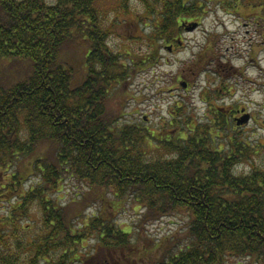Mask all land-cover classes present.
<instances>
[{"label": "trees", "instance_id": "trees-1", "mask_svg": "<svg viewBox=\"0 0 264 264\" xmlns=\"http://www.w3.org/2000/svg\"><path fill=\"white\" fill-rule=\"evenodd\" d=\"M97 1L0 0V63L12 57L32 66L29 76L0 83V202H11L0 215V264H92L81 253L90 236L108 264L145 263L148 252H137L131 231L104 211H84L90 198L113 206L130 197L147 220L190 216L189 241L154 264H226L229 256L264 263V170L238 166L248 145L218 140L223 121L187 120L188 129L160 138L162 153L151 151L148 127L122 120V96L112 101L134 68L157 62L158 41L172 42L180 16L198 7L140 1L154 36L131 57L111 47L114 26ZM121 2L131 11L130 0ZM73 52L82 53L79 67ZM72 179L92 192L62 202L54 194Z\"/></svg>", "mask_w": 264, "mask_h": 264}, {"label": "rangeland", "instance_id": "rangeland-1", "mask_svg": "<svg viewBox=\"0 0 264 264\" xmlns=\"http://www.w3.org/2000/svg\"><path fill=\"white\" fill-rule=\"evenodd\" d=\"M140 1L142 0H130L131 11L122 8L125 4L121 0L97 1L98 7L107 15L106 21L114 26L109 39L111 47L124 54L132 53L131 57L135 53H145L149 47L148 38L154 36V18L144 11V5ZM263 4L264 0H191L189 8H198L193 15L180 16L179 27L173 33L171 43L158 41L157 62L143 68H134L124 90L119 88L113 92L115 96L112 101H118V97L122 96L121 101H118L125 107L122 120L142 124L154 135L151 151L162 153V147L157 148L160 138L175 135L177 130L182 131L187 120L193 119L199 122L198 125L206 126V113L209 110L207 103L202 100L203 93L223 88L226 91L223 97L227 102L242 103L252 118L247 126L239 129L225 123L222 127L223 136L218 140L225 142L229 136H235L237 140L244 141L248 147L245 159L238 164L240 170L249 172L252 167L264 170V23L262 51H258L261 40L254 22L259 18L240 15L242 12L261 9L264 15ZM237 5L242 12L236 9ZM184 16L192 20L191 23H200L195 29L185 31L180 25ZM247 22L251 24L245 26ZM180 39L183 44H180ZM220 51L224 55L221 62H231L239 71L225 70L224 66L214 65L208 60L212 52ZM81 54L73 52L71 56L78 67L82 61ZM184 67L189 69L193 78L190 91H186L179 81ZM31 69L30 62L25 59L5 57L0 63V83L6 85L10 79L29 76ZM36 177L35 174L29 176L25 186L28 188ZM89 192L92 191L87 186L72 179L66 182L59 194L54 195L60 196L62 202H65L75 198L76 194L79 199H85ZM110 196L113 197V194ZM114 200L113 206H109L101 198H90L85 202L84 211L87 214L104 211L105 215L110 216L122 228L131 231L133 241L137 244V252H148L145 254L147 261L141 264H154L164 254H169L170 250L183 248L189 241L188 212L179 210L169 216L147 220V210L136 197H130L121 203ZM10 203L0 202V215L7 213ZM83 246L81 253L88 259L92 257V264H98L99 260V264H102L101 260L108 264L95 237H88ZM226 264L264 263L254 256H229Z\"/></svg>", "mask_w": 264, "mask_h": 264}, {"label": "flooded vegetation", "instance_id": "flooded-vegetation-1", "mask_svg": "<svg viewBox=\"0 0 264 264\" xmlns=\"http://www.w3.org/2000/svg\"><path fill=\"white\" fill-rule=\"evenodd\" d=\"M239 7H237V10ZM262 8V7H261ZM242 12V11H241ZM255 11H247L245 13H241L242 14H246L245 16H248L249 18L251 17V15L254 16V18H259L257 21L254 22L255 25V30L258 32V36H259V40L260 43L258 44L259 48L258 51H262V23H264L262 21V9L258 11L257 15L256 12L253 13ZM188 17L184 16L182 18L181 21V27L185 30V31H191L193 29H195L197 27V25L200 23H191ZM196 25L194 28L190 29L191 25ZM250 22H247L245 24L246 25H250ZM180 44H183V40L180 39L179 40ZM168 47L171 48V45H169ZM173 48V47H172ZM208 51V50H207ZM201 55H203V53H201ZM222 57H224V55L220 52H212V55L210 57V59H208L209 61H211L212 64L214 65H221L224 66L225 70H232L234 72L239 71V69H235V67L232 65V63H222L221 59ZM221 62V63H220ZM192 76L189 72V69L184 67L182 69L181 74L179 75V81L181 86L186 90V91H190V89L192 88ZM226 94V91H224L223 88L220 89H214V90H208L205 91L203 93V97L202 100H204L207 103V108L209 110L208 113H206L207 116V123L211 122L213 125L214 124H220L222 121L227 123L228 125L231 124L233 126L234 129H239L242 127H245L248 125L249 121L251 120L252 116L251 113L248 111L247 107L245 105H243L242 103L239 102H227V100L225 99V97H223V95ZM233 94V93H232ZM249 116L248 122L245 123H240V120H242V118ZM193 125L194 127L197 125L199 122H195L193 119ZM190 124L185 125V128H189ZM199 127V126H198ZM177 131H181V130H177ZM176 131V132H177ZM222 136H223V131H222ZM232 137V136H231Z\"/></svg>", "mask_w": 264, "mask_h": 264}, {"label": "water", "instance_id": "water-1", "mask_svg": "<svg viewBox=\"0 0 264 264\" xmlns=\"http://www.w3.org/2000/svg\"><path fill=\"white\" fill-rule=\"evenodd\" d=\"M196 25H192L190 27V29L194 28ZM249 116L247 115L246 117L242 118V120H240V123H245L248 122Z\"/></svg>", "mask_w": 264, "mask_h": 264}]
</instances>
